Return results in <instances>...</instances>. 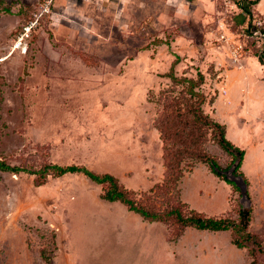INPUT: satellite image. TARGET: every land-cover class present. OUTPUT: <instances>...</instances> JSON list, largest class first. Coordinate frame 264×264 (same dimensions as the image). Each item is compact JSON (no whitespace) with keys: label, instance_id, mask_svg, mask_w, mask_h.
<instances>
[{"label":"rangeland","instance_id":"374dc122","mask_svg":"<svg viewBox=\"0 0 264 264\" xmlns=\"http://www.w3.org/2000/svg\"><path fill=\"white\" fill-rule=\"evenodd\" d=\"M256 6L248 33L250 16L222 0L203 18H189L179 0H0V163L12 168L0 170V264H264V66L254 56L264 49V14ZM199 72L204 113L245 150L243 164L248 154L244 187L175 157L181 147L166 157L158 120L200 126L190 114L176 118L199 102L188 92ZM202 130L190 150L229 167L233 158ZM168 159L183 170L179 197L174 183L164 186ZM51 165L112 174L149 210L238 221L251 209L256 239L240 249L231 230L144 220L104 200L106 185L84 174L43 176Z\"/></svg>","mask_w":264,"mask_h":264},{"label":"trees","instance_id":"16d2710c","mask_svg":"<svg viewBox=\"0 0 264 264\" xmlns=\"http://www.w3.org/2000/svg\"><path fill=\"white\" fill-rule=\"evenodd\" d=\"M260 0H252L250 4L244 6V11L250 16V24L248 26V33H251L253 29L257 28V20L253 18L252 7L255 4H258ZM255 57H257L259 63L264 66V49L261 52H256ZM178 64V59L172 64V70L175 69V66ZM198 81L189 80V90L188 92L193 97H199L200 100L196 105L190 104L187 108V111L183 114L178 112L177 117L188 118V114L193 117V125H197V129H189L190 122H179V126L173 123L171 117L168 115L165 118H160L157 123V129L161 132L166 157H168L169 152L172 150V147H181L180 150L175 152V157L182 158L184 156H189L192 158L198 159L200 162L206 164L209 169L219 177L221 180L225 181L229 185H232L236 188L237 184L235 181L231 180L228 177L227 172L231 171L232 175L236 178H241L245 184H247V179L243 173L242 164L245 157V150L236 146L231 140L227 137L226 126L220 122L210 118L203 111L202 105L205 103V96L196 91L198 86L204 84V75L199 72ZM169 77L173 81H177L176 76L173 73H170ZM192 125V123H191ZM203 128H208L212 130L214 141L224 150L232 159V163L229 167L223 168L219 162L212 156L208 155L205 151H195L190 150L199 147L203 143L204 133L202 132ZM10 166L0 163V170H10ZM53 175L57 177L64 176L66 174H84L86 177L91 179L93 182L99 185H106L102 198L108 202H120L125 205L129 211L139 214L144 220L151 222L156 221H165L170 220L175 217L177 224L181 226V232H183L188 227H193L198 230H207L212 232H222V231H233L234 237L232 238V243L240 249L247 248L249 243L256 239L254 235L249 231L251 223V209H242L239 213V220L236 221L232 218H217L210 217L201 214L196 210H190L188 214H184L182 210L178 208H172L170 211H156L146 209L142 204H140L136 199L132 198L130 192L126 189H123L119 185L118 179L112 174H97L93 171L77 166H60V165H51L46 166L42 170V175ZM183 177V170L178 169L177 166H172L169 159L167 161V171L164 180V186L168 187L169 183L175 184V192L179 197L180 191L178 189V183ZM181 236V233L179 234ZM237 236H240L237 238ZM249 255L251 257V251L249 250ZM249 264H254V260Z\"/></svg>","mask_w":264,"mask_h":264},{"label":"crops","instance_id":"0c3cea01","mask_svg":"<svg viewBox=\"0 0 264 264\" xmlns=\"http://www.w3.org/2000/svg\"><path fill=\"white\" fill-rule=\"evenodd\" d=\"M215 0H179L180 5L182 7V9L186 12L188 10H192L189 13L188 17L190 18L191 16H195L198 18H203L204 16V10L205 9H209L210 7H212V5L214 4ZM191 8V9H190ZM256 8L258 9V11L260 13L264 14V0H260V2L257 4ZM180 39L178 38L177 41L175 43H177ZM229 71L227 72L228 75ZM220 98V97H219ZM218 99L216 101V105H217ZM228 103H230V100L228 101ZM218 121V120H217ZM227 137H228V132H227ZM244 168H248V154L246 155V159L245 162L243 164ZM245 169V170H246Z\"/></svg>","mask_w":264,"mask_h":264},{"label":"built area","instance_id":"2783aa9c","mask_svg":"<svg viewBox=\"0 0 264 264\" xmlns=\"http://www.w3.org/2000/svg\"><path fill=\"white\" fill-rule=\"evenodd\" d=\"M223 3L227 6H230L232 8H235L237 10H244V6L246 4H250V1L252 0H222ZM254 1V0H253Z\"/></svg>","mask_w":264,"mask_h":264},{"label":"water","instance_id":"95a60500","mask_svg":"<svg viewBox=\"0 0 264 264\" xmlns=\"http://www.w3.org/2000/svg\"><path fill=\"white\" fill-rule=\"evenodd\" d=\"M231 176H232V180L235 181L237 185H243V187L245 186V183L241 178L238 179L235 176H233L232 174H231Z\"/></svg>","mask_w":264,"mask_h":264},{"label":"bare ground","instance_id":"6f19581e","mask_svg":"<svg viewBox=\"0 0 264 264\" xmlns=\"http://www.w3.org/2000/svg\"><path fill=\"white\" fill-rule=\"evenodd\" d=\"M246 169V168H245ZM246 170H249V169H246ZM246 172V171H245Z\"/></svg>","mask_w":264,"mask_h":264}]
</instances>
